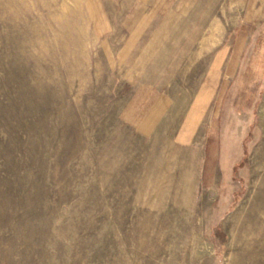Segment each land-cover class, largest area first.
Instances as JSON below:
<instances>
[{"label":"rangeland","instance_id":"rangeland-1","mask_svg":"<svg viewBox=\"0 0 264 264\" xmlns=\"http://www.w3.org/2000/svg\"><path fill=\"white\" fill-rule=\"evenodd\" d=\"M0 264H264V0H0Z\"/></svg>","mask_w":264,"mask_h":264}]
</instances>
